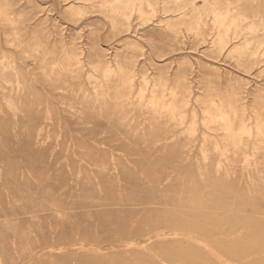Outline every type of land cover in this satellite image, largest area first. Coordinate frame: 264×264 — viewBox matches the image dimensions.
Instances as JSON below:
<instances>
[{
    "label": "rangeland",
    "instance_id": "obj_1",
    "mask_svg": "<svg viewBox=\"0 0 264 264\" xmlns=\"http://www.w3.org/2000/svg\"><path fill=\"white\" fill-rule=\"evenodd\" d=\"M0 264H264V0H0Z\"/></svg>",
    "mask_w": 264,
    "mask_h": 264
},
{
    "label": "bare ground",
    "instance_id": "obj_2",
    "mask_svg": "<svg viewBox=\"0 0 264 264\" xmlns=\"http://www.w3.org/2000/svg\"><path fill=\"white\" fill-rule=\"evenodd\" d=\"M194 7V6H193ZM206 110V109H205ZM226 246V245H225ZM62 249V248H61Z\"/></svg>",
    "mask_w": 264,
    "mask_h": 264
}]
</instances>
